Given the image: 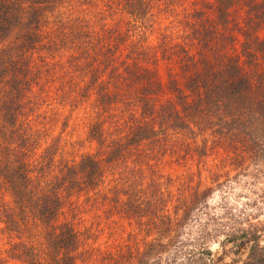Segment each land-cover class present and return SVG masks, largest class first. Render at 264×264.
<instances>
[{
  "label": "trees",
  "instance_id": "1",
  "mask_svg": "<svg viewBox=\"0 0 264 264\" xmlns=\"http://www.w3.org/2000/svg\"><path fill=\"white\" fill-rule=\"evenodd\" d=\"M195 1L184 8L179 7L183 0H0V186L10 200L0 208V222L15 239L9 240L0 264H214L212 244L237 246L244 239L248 246L243 259L230 264H264V71L250 68L256 55L264 60V37L250 32L264 26V0H210L206 8ZM236 2L243 8L246 32L240 33L238 54L219 56L213 49L217 33L211 20L227 23ZM168 17L171 32L170 25L160 29L158 21ZM154 24L158 35L167 38L154 46L177 49L192 61L189 67L184 58L185 78L179 83L169 79L168 92L157 101L153 94L162 92L160 82L144 78L125 103L138 111V119L133 111L105 136L100 121L89 123L87 137L97 145L93 153L68 163L52 140L39 150L43 127L30 121L25 102L39 71L52 67L46 55L66 49L68 64L75 68L82 62L85 68L91 53L102 62L125 51L119 74L135 75V68L145 73L139 63L153 47L147 34ZM188 45H193L189 55ZM96 78L88 77L81 90L93 87L96 104L104 107L114 96ZM169 137L179 140V160L187 167L208 161L203 178L213 186L177 193L166 211L163 203L170 194L163 196L155 181H130L122 201L112 197L107 209L134 221L140 242L132 240L133 231L126 232L130 242L100 251L93 261L81 232L64 216L65 199L76 193L97 195L103 163L114 165L143 142L162 147ZM248 170L262 178L254 191L259 199L241 203L254 209L240 206L234 211L226 194L213 208L208 206L212 192L225 184L230 189L229 183L246 178ZM196 174L199 178L201 169ZM26 231L29 236L36 231L42 247L26 239Z\"/></svg>",
  "mask_w": 264,
  "mask_h": 264
},
{
  "label": "rangeland",
  "instance_id": "2",
  "mask_svg": "<svg viewBox=\"0 0 264 264\" xmlns=\"http://www.w3.org/2000/svg\"><path fill=\"white\" fill-rule=\"evenodd\" d=\"M193 1L183 0L179 7L188 8V4L192 3L193 5ZM208 3H210V0L195 1V4L199 7H205L204 5ZM179 7H177L178 10ZM242 15L243 8L240 3L236 2L230 8L228 15H226V18L229 19L227 23L219 22V19L216 20L215 18L211 20L216 23V25H213L214 31L217 33L214 35L216 40L214 39L213 41V49H216L214 51L215 54L224 57L238 54L242 42L240 33L246 32L241 20ZM209 18H211L210 15ZM170 19L171 17L158 20L160 23L162 21L160 29L164 25H170L167 29L171 32L170 29H173V25L171 26L172 22H170ZM156 27L155 24L152 25L149 35L147 34L149 45H157L160 39L164 43L167 42L166 37L158 35L159 30H155ZM164 30L162 29V31ZM250 32L252 35L256 34L258 38H263L264 26H258ZM169 42L172 44L174 40ZM154 45L149 48L148 58L139 63L147 72L141 73L142 70L135 68V75L126 76L119 74L121 67L126 63L124 60L125 51L115 53V56L102 62L99 57H94L95 55L91 53L87 56L89 58L84 60L86 62L85 68L80 67L82 62L77 64L75 68L69 65L67 61L69 54L66 49L56 51L52 56L50 54L46 55L47 61L53 63L52 67L45 71L44 69L39 71L36 82H34L27 93V101L25 102V107L31 109L27 111L30 115L28 116L30 121L34 125L43 127L37 148L39 147L38 149L40 150L52 140L57 144L58 155L60 154L68 163L72 160L76 161L80 155L93 153L97 149L96 143L87 137L89 123L100 121L105 136L110 132L112 133L117 125L122 123L123 119H128L129 114L133 113V111L138 119V111L134 108L132 109L131 104L127 106L125 103L132 99L130 91L133 87H142L144 78L149 77L160 82L162 92L156 91L153 94L155 101L158 100L159 94H166V82L169 79H175L177 83L183 80L186 75L183 64L185 60L188 65L189 62L192 64V61L190 59L188 61L182 51L177 49L164 51L162 47ZM192 48L193 45L186 46L188 55L193 51ZM131 56L134 57L133 55ZM208 56L211 57L210 54ZM126 61H129V59L126 58ZM238 61L245 65L243 56L238 55ZM104 63L106 64L105 67ZM189 67L191 66L189 65ZM250 68L264 71V60L260 55L255 56ZM151 69L153 72H150ZM92 74L97 76L96 82H103V91L114 96V100L107 106L101 107L96 104V92L93 87H89L86 92L81 90L82 85L86 83L88 77H92ZM123 81H125L124 84L122 83ZM126 81L130 84L127 85ZM145 86L147 89H152L150 85ZM152 86H155V84ZM149 97L152 99V96ZM204 136V134H201V137ZM54 138L55 140H53ZM169 138L163 143L160 141L162 147L157 144L152 145V143L143 142L131 148L130 153L122 160H116L114 165L103 163V178L99 183L101 187L98 188L101 191L97 195H88L86 197L83 193H76L69 195L65 199L67 202L64 203L62 208L64 216L70 219L81 232L82 245L84 249L90 251V257L93 261H96L95 256L100 251L106 252V250L119 245L122 241L130 242V239L127 240L126 232L133 231L135 237H132V240L138 239L140 242V235L134 221L121 219L118 214L113 213V209L111 211L107 209L111 204L112 197L122 201L124 191H128L130 181H135L136 185L137 182L147 183L155 181V185L159 186L163 196H165L166 192L170 194L163 203V209L166 211H170L174 196L178 195L177 193L182 194L184 191L188 193L193 188H197L199 191L207 185L213 186L207 177L203 178L206 175L205 169L209 165L208 161L204 165L197 161V167L194 163L187 167L184 162L179 160L181 152L177 142L179 140L173 137ZM196 139L198 142L199 136ZM196 169H201L199 178H197ZM247 174L246 178L240 176L238 180L229 183L230 189H225V187H228L225 184L222 188L212 192L207 199L208 206L213 208L218 199L226 194L225 198L230 204L233 203L234 211L238 210L240 206L244 209H254L253 206L248 207V204L243 205L241 203L245 200L259 199L254 194V191L256 187L258 190L261 186L262 182L260 181H262V178L253 177L251 174H254V170H248ZM259 174L261 172H258ZM197 180L198 186L195 185ZM104 190L106 191L105 194ZM232 194H234V197H232ZM9 201L7 191L0 186V208L8 205ZM261 207L262 211H264L263 204ZM24 237L29 239L30 242L37 244L39 248L42 247L36 231L35 233L31 231L30 236L26 231ZM10 239H13L12 241L15 240L13 235L4 229L0 222V258L5 257V250ZM22 240L25 241L23 238ZM247 242L248 240L244 239L237 246H232L226 242L221 245L212 244L210 247L214 264H230L233 261L243 259L248 246ZM100 261H97V264H106L105 261ZM10 263L13 262L9 260L3 262V264Z\"/></svg>",
  "mask_w": 264,
  "mask_h": 264
}]
</instances>
